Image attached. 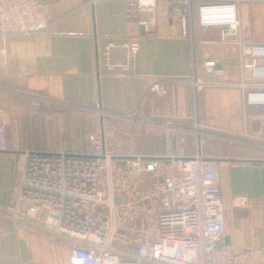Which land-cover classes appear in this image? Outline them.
Returning <instances> with one entry per match:
<instances>
[{"label": "crops", "instance_id": "crops-1", "mask_svg": "<svg viewBox=\"0 0 264 264\" xmlns=\"http://www.w3.org/2000/svg\"><path fill=\"white\" fill-rule=\"evenodd\" d=\"M40 1L51 25L48 32L31 37L0 35V115L8 141V150L0 153V205L18 206L29 153L84 156L89 151L88 136L99 131L107 150L122 163L120 168L122 161L134 156L159 159L165 165L196 154L215 160L225 203L246 197L257 204L226 212L222 245L264 249V108L249 109L257 143L228 141L209 149L205 143L210 137L191 133L196 142L192 146L197 147L192 155L147 153L132 146L149 141L143 133L147 118L158 119L164 127L174 122L180 132L195 125H216L205 113L201 94L188 81L228 87L241 80L237 50L224 51L219 44L223 29L200 26L199 4L193 7L189 35L184 37L164 0L159 1L148 31L127 18L124 0L96 5L82 0ZM207 2L238 4L244 42L264 36V0ZM131 37L142 38L141 50L127 70L123 45ZM208 59H224L223 73L208 74L203 66ZM161 81L167 95L145 101L150 88ZM117 119L128 134L122 137L129 142L126 148L112 143L117 135L110 126ZM164 170H170L168 165ZM20 209L27 212L26 205ZM73 249L72 243L0 215V264H71Z\"/></svg>", "mask_w": 264, "mask_h": 264}, {"label": "built area", "instance_id": "built-area-1", "mask_svg": "<svg viewBox=\"0 0 264 264\" xmlns=\"http://www.w3.org/2000/svg\"><path fill=\"white\" fill-rule=\"evenodd\" d=\"M82 1L96 5L105 0ZM124 1L127 18L148 31L161 0ZM164 1L184 37L189 35L193 7L199 4L200 26L222 28L219 44L224 51L238 52L241 80L233 86L188 81L201 94L206 115L217 124L198 128L260 141L249 109L264 108V36L254 43L243 41L236 3ZM50 27L40 0H0V35L31 37ZM141 41L131 37L124 43L125 69L137 62ZM203 66L208 74L223 73L225 60L208 59ZM166 95L161 81L150 88L145 101ZM87 142L84 156L29 153L18 206L0 205V215L72 243L71 264H264V249L222 245L226 212L257 204L246 197L225 203L215 160L197 154L189 161L166 164L170 170L165 171L162 160L134 156L120 168L122 163L107 150L101 132H92ZM7 150V126L0 115V153ZM20 205H26V213Z\"/></svg>", "mask_w": 264, "mask_h": 264}, {"label": "rangeland", "instance_id": "rangeland-1", "mask_svg": "<svg viewBox=\"0 0 264 264\" xmlns=\"http://www.w3.org/2000/svg\"><path fill=\"white\" fill-rule=\"evenodd\" d=\"M248 14L243 13L244 18L247 17ZM182 84H185L183 81H181ZM186 85V84H185ZM143 112V109L141 110ZM142 114H139V117ZM121 120L117 119L114 123L110 126V130L112 131V134H116V138L112 141L113 144L119 145L122 148L127 147L129 145L128 141H124L122 137L127 136L128 134L124 133L126 130L123 127V124L120 123ZM123 122V121H121ZM174 122H169V124L164 127L159 123L158 119H152L147 118L144 122L143 127V133L144 135H148L149 141L144 142H134L132 146L137 147H143L144 151L147 153H161L163 155H166L168 153H173L175 155L186 152L190 155L195 154L196 148H193L192 145L196 144L195 141L192 140L191 135L197 134L199 132L200 134L202 131H206V134L208 137L205 145H208L207 147L209 149H212V147L215 146V144L223 143L228 145L229 142H247L252 143L249 141H246L244 139H239V137L235 136L234 134H231L229 132H220L217 130V128H214L212 130H205V128H198L197 125L194 127L192 126V129L186 130L185 132L178 131V128L176 125H173ZM216 123V122H215ZM171 125V126H170ZM205 126V125H204ZM216 125H209V127H215ZM228 126H226L227 128ZM191 128V127H190ZM230 130L229 128H227ZM192 133V134H191ZM152 134H155V137H151ZM237 140V141H236ZM192 146V148H191ZM129 147L128 149H130ZM191 149H194L192 152ZM142 152V151H141ZM140 152V153H141ZM136 153V152H135ZM137 154V153H136ZM197 155V154H196ZM205 156V154H203ZM206 157V156H205ZM191 158V157H190Z\"/></svg>", "mask_w": 264, "mask_h": 264}, {"label": "water", "instance_id": "water-1", "mask_svg": "<svg viewBox=\"0 0 264 264\" xmlns=\"http://www.w3.org/2000/svg\"><path fill=\"white\" fill-rule=\"evenodd\" d=\"M187 161H189V159H186Z\"/></svg>", "mask_w": 264, "mask_h": 264}]
</instances>
